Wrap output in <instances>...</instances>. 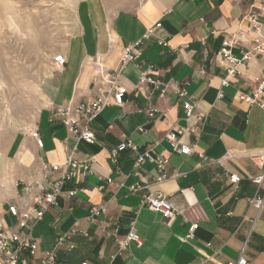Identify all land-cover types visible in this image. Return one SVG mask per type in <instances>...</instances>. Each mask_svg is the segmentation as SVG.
Instances as JSON below:
<instances>
[{"label":"crops","instance_id":"1","mask_svg":"<svg viewBox=\"0 0 264 264\" xmlns=\"http://www.w3.org/2000/svg\"><path fill=\"white\" fill-rule=\"evenodd\" d=\"M260 4L264 0H145L136 10H121L106 18L98 29L93 27L96 30L71 34L61 45L66 58L63 70L53 68L52 55L49 75L42 82L45 103L32 126L39 130L42 147L27 129L5 149L14 158V166L10 178L0 180V199L6 202L4 207L0 204V225L18 229L7 205L31 211L37 189L24 191L23 184L48 186L44 167L62 164L68 155L91 157L94 174L78 173L64 182L55 203L43 207L40 219L31 213L29 228L20 230L37 240L40 251L53 248L57 238L64 237L52 264L82 260L91 264H229L242 249L249 264H264V203L259 211L251 203L264 193V181H253L264 175V158L260 159L264 111L238 98L240 91L250 90L264 64L253 56L246 68L221 85L226 72L215 57L229 38L238 39L231 48L238 58L252 47L254 33L244 16ZM156 22L161 27L144 41L138 67L128 64L122 70L119 83L128 89L125 103L109 104L91 122L93 143L77 140L58 118L50 120L55 108L95 98L100 74L94 67L117 69L122 48ZM160 38L163 45L157 44ZM149 64L157 68L154 76L167 84L163 92L135 86L138 72ZM170 80L186 89L195 104L194 113H206L197 126L198 137L186 130L183 99L168 84ZM150 106L158 109L153 115L148 114ZM171 130L180 142L191 146L189 154L172 149L166 139ZM120 141H131L138 151L152 147L167 155L166 178L157 181L159 172L151 163L134 166L137 154L130 147L111 158V148ZM232 174L239 175L235 184L230 181ZM50 175L53 180L58 173ZM97 175L104 179L98 180ZM72 189L76 194L69 196ZM157 193L179 212L170 222L143 204L145 195ZM98 205L106 206L105 213L89 220L90 209ZM131 222L141 245L131 241L119 251L116 239L125 236ZM191 222L198 225L194 237L182 240ZM24 257L28 264H39L37 258L26 253Z\"/></svg>","mask_w":264,"mask_h":264},{"label":"built area","instance_id":"2","mask_svg":"<svg viewBox=\"0 0 264 264\" xmlns=\"http://www.w3.org/2000/svg\"><path fill=\"white\" fill-rule=\"evenodd\" d=\"M250 30L254 33L252 47L249 50L243 51L241 57H236L232 54L231 48L238 44L237 38H229L222 42L220 50L216 53L215 57L219 65L225 70L226 77L221 80V85L228 84V76H233L239 73L240 68H246L248 61L254 56L264 64V4H260L256 10L244 16ZM161 27L160 22H156L148 26L142 35L127 43L121 50L119 58V66L117 69L109 71L104 67L96 66L94 71L100 74L99 79L96 80L98 86L97 95L95 98L86 100L74 106L58 107L52 111L50 120L58 118L77 140H82L87 144L94 141V133L91 128V122L94 117L99 114L109 104L116 106H123L125 103L124 95L128 91L127 87L119 83L122 70L128 65L133 64L135 68L138 67V57L141 53L144 41L148 40L157 28ZM164 39H158L157 44L163 45ZM53 68L57 71L63 70L66 64V58L62 53H57L52 56ZM157 68L149 64L142 71L138 72V79L135 86H152L154 89H160L162 92L167 84L158 80L154 73ZM168 84L172 87L173 91L183 99L182 109L184 120L187 122L186 130L198 137L199 129L198 124L202 123L206 113L198 110L194 113L195 104L192 103L191 98L188 96L186 89L179 86L174 80H170ZM217 96H222V91L217 92ZM238 98L249 105H257L264 111V69L254 78V84L248 92L240 91ZM148 114L153 115L158 109L154 106L148 108ZM30 137L38 147H42L43 140L40 137L38 128L30 129ZM166 139L169 141L173 150L179 153L189 154L192 148L189 144L180 142L177 138L176 131L171 130L166 134ZM130 147L136 151V158L134 166L140 167L143 163L148 162L154 165L159 172L157 181H162L166 178V165L168 163V156L163 153H156L152 147L145 148L138 151L136 146L131 141H120L110 150L111 158H115L117 154ZM262 160L264 156L260 155ZM92 158L77 159L72 155H68L62 164H53L49 168L44 167L46 174L45 186L43 182H25L23 190L28 191L33 186L37 189V194L34 198V205L29 210H20L15 204H8L7 211L16 219V226L18 229L5 228L0 225V264H28L24 253L31 258L39 259V264H52L55 261V249L62 244L64 237H58L53 248L49 250H39L37 240L33 239L27 232H21V229L29 228V221L31 220V213H34L35 219H40L43 213V207L55 203L56 197L61 192V186L66 181H72L76 178L78 173L83 175L94 174L91 167ZM58 173L56 178L50 180V174ZM98 180L104 179L102 176L97 175ZM108 183L112 182L111 178H106ZM230 181L235 184L239 181L238 174H232ZM254 182L264 181V175L260 174L253 178ZM76 189L68 191V195L76 194ZM253 207L259 211L264 203V193L257 195L251 199ZM143 204L150 210L157 211L161 216L170 222L178 215V210L165 198L161 193L147 194L143 198ZM37 207V208H34ZM106 206L98 205L93 206L88 215L89 220H94L100 213H105ZM33 218V217H32ZM197 223L191 222L188 227L187 233L181 239H191L194 237ZM86 235V233H84ZM119 251L124 250L129 242L133 241L137 245H141V238L137 234L134 222H131L127 233L122 239H116ZM72 247V245L70 246ZM40 252V255H39ZM79 264H91L88 260H82ZM229 264H249L244 255L243 249L240 251L237 259Z\"/></svg>","mask_w":264,"mask_h":264},{"label":"rangeland","instance_id":"3","mask_svg":"<svg viewBox=\"0 0 264 264\" xmlns=\"http://www.w3.org/2000/svg\"><path fill=\"white\" fill-rule=\"evenodd\" d=\"M144 1L0 0V180L14 166L5 149L32 128L45 103L42 82L49 75L51 56L62 53L61 45L71 34L98 29L106 18L136 10ZM7 16L20 34L11 30ZM0 204L6 202L0 199Z\"/></svg>","mask_w":264,"mask_h":264},{"label":"bare ground","instance_id":"4","mask_svg":"<svg viewBox=\"0 0 264 264\" xmlns=\"http://www.w3.org/2000/svg\"><path fill=\"white\" fill-rule=\"evenodd\" d=\"M67 7V6H66ZM68 8V7H67ZM70 8V7H69ZM8 24H9V27L11 28V30L15 31L16 33H19L20 34V31L18 29V26L16 24V22L14 21V19L11 17V16H7L6 18ZM6 22V21H5ZM6 24V23H5ZM29 30V29H28ZM32 31V30H31ZM32 35V33H31ZM11 191V189H10Z\"/></svg>","mask_w":264,"mask_h":264}]
</instances>
